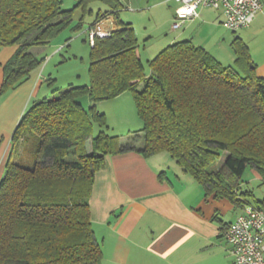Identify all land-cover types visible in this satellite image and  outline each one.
Returning a JSON list of instances; mask_svg holds the SVG:
<instances>
[{
	"label": "trees",
	"instance_id": "1",
	"mask_svg": "<svg viewBox=\"0 0 264 264\" xmlns=\"http://www.w3.org/2000/svg\"><path fill=\"white\" fill-rule=\"evenodd\" d=\"M123 1L77 0L63 9V0H0V51L17 46L4 64L0 95L42 66L44 58L33 48L50 45L68 28L81 30L88 13L95 14L88 29L118 16ZM93 2L101 3L96 13ZM78 9L81 17L72 26ZM232 46L236 59L224 65L193 41H177L148 61L147 74L132 25L96 36L89 84H70L57 96L35 100L14 131L0 179V264H102L90 208L95 174L107 155L135 150L141 135L123 146L119 135L94 134L96 125L107 126V117L95 105L84 108L78 101L84 95L97 103L131 92L143 121L140 152H168L207 195L243 209L252 204L253 193L241 191V181L248 165L264 181V77L245 42L236 38ZM22 137L38 140L31 165L12 160ZM224 152L223 164L213 169ZM255 205L264 209V199Z\"/></svg>",
	"mask_w": 264,
	"mask_h": 264
},
{
	"label": "crops",
	"instance_id": "2",
	"mask_svg": "<svg viewBox=\"0 0 264 264\" xmlns=\"http://www.w3.org/2000/svg\"><path fill=\"white\" fill-rule=\"evenodd\" d=\"M129 1H123L121 10L129 6ZM102 20L112 30L122 28L124 23L134 27L119 14ZM223 20L222 10L201 7L198 16L177 29L171 27V34L160 45L188 39L224 65H231L236 59L232 44L240 38L248 46L258 74L264 77V6L250 25L237 31L225 27ZM69 44L70 40L63 43L59 36L50 45L36 47L34 53L40 57L46 48L57 51ZM14 50L6 51L2 57L0 52V89L4 64ZM153 51L150 55L156 53ZM140 56L143 60L141 51ZM85 79L84 83L89 84L88 73ZM47 80L42 65L17 88L0 95V179L18 122L27 108L40 99ZM133 105L129 92L97 102L108 116L111 114L110 118L115 116L113 125L123 131L118 134L123 146L134 132L143 134ZM137 144L135 150L107 155L104 167L95 174L90 208L103 252L102 264H234L224 231L243 212V207L227 198L207 195L202 184L184 172L171 156L161 152L147 157L139 151L144 140L139 139ZM163 171L165 177L160 178ZM256 175L261 179L257 172Z\"/></svg>",
	"mask_w": 264,
	"mask_h": 264
},
{
	"label": "rangeland",
	"instance_id": "3",
	"mask_svg": "<svg viewBox=\"0 0 264 264\" xmlns=\"http://www.w3.org/2000/svg\"><path fill=\"white\" fill-rule=\"evenodd\" d=\"M76 2L77 0H63L62 7L63 9H72L75 6ZM129 3V6L126 9H123L119 12V16L122 20L132 22L134 24L135 31L139 40V50L143 54V62L146 67V73L149 74L151 68L148 61L154 58L161 50L168 46L160 44L166 39V35L171 34L170 31L174 22L175 10L178 4L175 0H130ZM100 4V2L92 3L91 7L94 8L95 13L97 12L98 7L101 6ZM81 14V10H77L76 12H74V21L72 26L78 22ZM94 19L95 14L88 13L84 20L85 25L81 30L73 31L71 28H68L63 33H61V42L63 43H65L67 39L71 37L70 44L65 48L53 51L54 47H49L46 48V50H44L41 55H39L40 58H44L42 65L49 80L44 82L42 92L40 93V96L38 98L57 96L58 90H63L70 84H85L84 79L86 78L87 73L89 77L88 70L91 52V42L88 38L87 28L89 24L94 21ZM13 47L17 49L16 45L3 47L0 51L1 57L6 51L14 49ZM33 51L36 52V47L33 48ZM152 51L156 53H153L154 55H150L152 54ZM129 95L134 101L133 94L129 92ZM89 98V95H84L81 96L78 101L87 110L91 106L95 105L98 111L105 113L102 110L103 108L98 107L97 103H94L91 98L88 101ZM133 113L139 121V126L143 128V121L137 113L135 101L133 105ZM105 115L107 117V126L96 125L94 134H98L100 133V131H105L110 136L121 134L120 132H123L122 129L120 128L119 131L117 127L113 125V122H115L116 120L115 116H113V120L112 117L110 118L111 114L110 116H108L105 113ZM108 118H110V121L108 120ZM121 124L122 123H120V125ZM139 132L140 131L134 132V135L132 138H130L129 143L135 142V135H137ZM140 139H143V134H141ZM37 143L38 140H35V138H20L16 144L15 152L12 155V160L31 165L33 156L32 150L33 147H37ZM86 145L87 150L91 152V138L87 140ZM163 153H165L164 155L170 156L168 152ZM225 158L226 153L224 152L222 153L221 157L214 162L212 168H219L223 164ZM248 190L252 191L253 193L252 196H248V200L252 204H258V200L264 199V181L257 177L256 172L251 165L247 166L242 175L241 181V191Z\"/></svg>",
	"mask_w": 264,
	"mask_h": 264
},
{
	"label": "built area",
	"instance_id": "4",
	"mask_svg": "<svg viewBox=\"0 0 264 264\" xmlns=\"http://www.w3.org/2000/svg\"><path fill=\"white\" fill-rule=\"evenodd\" d=\"M172 27L179 28L186 20L199 15L201 7L222 10L223 25L237 31L251 24L256 15L262 11L264 0H175ZM107 16L104 19H109ZM98 22L87 30L88 38L93 44L96 36H109L112 28ZM225 238L234 256V264H264V209L247 204L243 212L225 230Z\"/></svg>",
	"mask_w": 264,
	"mask_h": 264
}]
</instances>
